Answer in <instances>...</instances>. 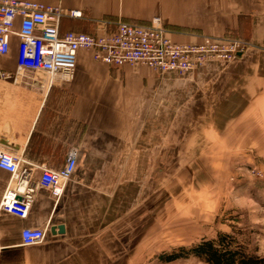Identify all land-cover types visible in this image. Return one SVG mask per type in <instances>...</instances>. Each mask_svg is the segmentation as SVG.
Here are the masks:
<instances>
[{"label":"crops","instance_id":"crops-1","mask_svg":"<svg viewBox=\"0 0 264 264\" xmlns=\"http://www.w3.org/2000/svg\"><path fill=\"white\" fill-rule=\"evenodd\" d=\"M20 1L61 6V34L99 32L102 20L111 30L119 20L148 24L153 18L180 44L231 34L249 47L228 67L255 71L249 82L254 83L246 81L238 92H264V62L259 60L264 54V0ZM69 11L81 16L71 17ZM17 46L18 39L11 37L8 54L0 56V74L8 75L0 76V147L21 158L33 182L40 168H62L73 150L76 165L59 199L37 188L25 219L0 210V264H114L118 247L113 246L120 240L122 222L135 209L136 196L134 178L122 176L119 166L137 163L139 123L133 112L143 110L141 87L156 78L139 79L135 74L147 73L139 66L113 71L79 51L73 80L51 83L44 74L18 70ZM119 73L126 77L111 76ZM8 180L0 170V197ZM26 228L43 229L44 242L22 246L20 234Z\"/></svg>","mask_w":264,"mask_h":264},{"label":"rangeland","instance_id":"rangeland-1","mask_svg":"<svg viewBox=\"0 0 264 264\" xmlns=\"http://www.w3.org/2000/svg\"><path fill=\"white\" fill-rule=\"evenodd\" d=\"M235 61L183 74L123 66H139L147 72L135 74L139 79L156 80L141 87L143 110L133 112L137 163L119 166L122 176L134 178L136 196L113 246L114 264H207L192 255L161 258L203 241L219 244L222 237L233 251L264 264V92H238L255 71L228 67Z\"/></svg>","mask_w":264,"mask_h":264},{"label":"built area","instance_id":"built-area-1","mask_svg":"<svg viewBox=\"0 0 264 264\" xmlns=\"http://www.w3.org/2000/svg\"><path fill=\"white\" fill-rule=\"evenodd\" d=\"M63 14L61 6L0 0V56L8 54L10 39L15 36L18 70L44 74L52 83L73 80L79 51H86L93 61L114 68L141 65L161 74H183L208 62H229L249 47L246 43L212 36H201L196 44L176 43L169 38L159 18L145 25L119 22L111 30L107 29L108 22L102 20L98 22L99 32L61 34ZM68 15L80 17L81 12L69 11ZM21 163L20 157L0 147V170L9 175L7 188L0 197V210L25 219L37 188L47 190L55 200L60 198L75 168L76 152L71 151L58 170L40 168V176L34 182L31 170ZM20 238L24 247L41 244L45 231L26 228Z\"/></svg>","mask_w":264,"mask_h":264},{"label":"trees","instance_id":"trees-1","mask_svg":"<svg viewBox=\"0 0 264 264\" xmlns=\"http://www.w3.org/2000/svg\"><path fill=\"white\" fill-rule=\"evenodd\" d=\"M221 238L219 244L214 241H203L190 248H180L177 253L166 255L161 258L165 262L174 261L180 258H187L189 256H195L207 264H262L263 260L247 254L245 251H233L232 244H224Z\"/></svg>","mask_w":264,"mask_h":264},{"label":"water","instance_id":"water-1","mask_svg":"<svg viewBox=\"0 0 264 264\" xmlns=\"http://www.w3.org/2000/svg\"><path fill=\"white\" fill-rule=\"evenodd\" d=\"M238 55H239V54H238ZM57 230H58L59 232H62V231H63V228L60 226V227L57 228Z\"/></svg>","mask_w":264,"mask_h":264}]
</instances>
